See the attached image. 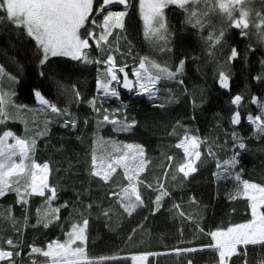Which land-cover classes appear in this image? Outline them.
Instances as JSON below:
<instances>
[{"label":"trees","instance_id":"trees-1","mask_svg":"<svg viewBox=\"0 0 264 264\" xmlns=\"http://www.w3.org/2000/svg\"><path fill=\"white\" fill-rule=\"evenodd\" d=\"M100 2L101 0H96L94 7H98ZM129 2L125 28L118 31L122 37L117 45L120 52L114 53L119 65L123 66L126 63L132 66L138 63L139 57L147 56L162 66L166 65L175 70L180 61L178 51L189 52L185 58L183 76L179 77L184 80V85L175 81H164L159 95L151 100L145 96L124 94L119 86L117 87L120 99H105L98 96L96 79L103 66L95 61L104 54L95 46L88 50V59L92 61L91 63L83 64L67 58H53L43 69L45 77L41 79L38 75L40 54L35 42L27 37L23 30L14 29L6 21L0 23V65L5 67L6 72L17 76L19 81L15 85L8 81L7 85V77L0 76V92H15L11 97L12 102L6 105L10 119L0 125V134L4 130H11L23 137L26 129H32L37 124L44 125L48 117L38 111L33 90L41 91L59 108H67L77 121L75 128H65L62 126V119L59 122L53 119V122L48 124V135L37 139L34 154L38 163L47 161L52 168L49 182L59 190L58 199L53 202V206L59 207L65 202L68 204L67 208H61L60 219L49 223L47 228L43 223L37 224V209L42 213L46 205L42 197L32 196L29 198L28 223L25 225L24 213L16 204V194L8 193L0 198V240L12 238L14 241H20L21 248L17 250L21 251L22 256L17 260L23 259L24 264H28V245L45 248L52 240L62 241L66 238L65 233L72 223H82L83 219L87 218L103 226L109 236H114L129 217L140 209L138 207L128 215L116 198L108 196L109 191L117 190L118 186L127 183L121 169H117V173L108 184L90 175L92 149L97 148V155L112 151L110 144L94 143L98 137L103 138L105 142L111 140L119 144L142 145L148 161L146 171L141 174L145 184L156 185L157 178L163 175V168L168 167L167 157L174 158L169 175L164 181L171 195L165 198L163 207L153 214V202L157 192L143 184L140 186L143 201L151 202L153 210L124 241L115 255L120 259L106 261L104 264H134L131 257L137 254H155L149 255L145 264H187L188 259L193 260L194 264H215L216 254L213 251L206 250L186 256L172 253L171 248L163 243L166 239L165 229L175 221L180 224L192 222L204 231L198 230L191 241L180 247H201L210 243L207 232L250 219L248 201L230 197L238 195L239 185L235 180L237 172L244 180L264 183V136L255 135L254 127L246 120L235 128L230 124L229 118L234 111L230 100L236 94H242L248 101L242 108V115H247L248 112L256 114L259 111L257 106L250 103V98L253 95L264 98V80L254 79L264 72V65L261 64L264 60V44L257 42L254 29L253 35L247 39H241L238 30L227 29L223 51L226 53L229 46H236L241 55L229 66L231 90H224L217 83L216 64L208 55L211 42H206L209 33L214 29L227 27L221 23L219 16H212L211 26L200 30L186 25L184 12L177 7H171L166 19L169 30L175 34L170 44L173 51L159 52L143 35L138 0ZM248 7L264 10V4H261L260 0H253ZM115 35L114 33L113 37H109V40L114 41ZM250 44L255 49L254 52L248 51ZM212 50L219 57L221 46ZM127 70L132 77L131 68ZM54 80H59L69 88L76 85L81 93L82 102L76 103L69 96L61 94ZM185 88L189 92L193 89L199 90L195 95V106L191 103L193 97L185 93ZM93 96H97V106L108 109L109 114L120 108L119 118L123 120L126 116L129 122L135 120L136 126L130 132L117 131L111 124H101L98 127L97 122L102 120V116H98L88 104V100ZM161 103L166 106L164 108L154 106ZM17 105H26L27 109H19ZM186 131L205 141L200 147L204 154L203 162H198L197 173L189 178H184L182 173H176V166L184 161L183 150L178 149L176 144ZM233 131L243 137L247 150L241 152L238 157L239 164L231 176L216 180L213 177V172L216 171L215 160L206 154L210 149L218 160L223 161L231 157ZM193 196L195 203L191 200ZM174 204L180 205V210L185 216L181 217L178 214L173 207ZM88 205L92 207L89 208ZM9 207L16 221L15 226L7 219ZM105 210L109 212L108 217L103 215ZM189 216L191 220L188 219ZM17 227L20 228L19 233L16 231ZM98 241L99 237H95L91 243L95 244ZM259 252V249H249L253 264ZM37 260L38 264H44L42 258L37 257ZM234 260L235 264H240V258Z\"/></svg>","mask_w":264,"mask_h":264},{"label":"snow or ice","instance_id":"snow-or-ice-1","mask_svg":"<svg viewBox=\"0 0 264 264\" xmlns=\"http://www.w3.org/2000/svg\"><path fill=\"white\" fill-rule=\"evenodd\" d=\"M95 2L96 0H0V23L6 21L14 29L23 30L24 34L35 42L40 54L38 75L41 79L45 77L43 69L52 62L53 58H67L83 64L91 63L92 61L88 59V50L95 46L104 54L102 58L95 61L103 66V70L96 79V93L100 97L120 99V91L117 87L119 86L136 96H145L151 100L159 95L164 81H175L184 85V80L179 77L183 76L185 59H180L175 70L166 65L162 66L147 56L139 57L138 63L132 66L126 63L123 66L119 65L114 53L120 52L117 45L122 37L116 30H124L130 2L129 0H101L99 6L94 7ZM252 2L253 0H138V12L145 39L159 52L173 51L170 44L175 34L169 30L166 19V9L170 6L181 9L185 14V24L195 29L203 30L211 26L212 16H219L221 23L227 27L214 29L209 33L206 42H211L208 55L216 64L217 83L222 89L230 91L229 66L240 57L241 53L236 46H229L226 53L223 51L227 29L238 30L241 39H247L253 35L252 30L254 29L257 42L264 44V10H254L248 7ZM260 2L264 4V0ZM113 5L122 6L123 10H109ZM96 17H102V19L98 21ZM114 32H116L114 41H110L109 37H113ZM217 46H221L219 57L212 50ZM248 51H255L251 44L248 46ZM128 52L130 54L131 49ZM261 64L264 65V60ZM129 68H131L132 78L129 77L127 70ZM52 75L55 76V74ZM0 76H6L12 85L19 83L17 76L6 72L3 65H0ZM254 79L264 80V72ZM54 83L61 94L69 96L76 103L82 102L81 93L76 85L69 88L59 80H54ZM198 91V89H193L189 92L185 88V93L193 97L191 101L193 106L196 104L195 95ZM14 95L15 92H0V125L7 123L10 119L6 105L12 102L11 97ZM33 96L38 103V111L48 118L45 119L43 126L37 124L32 129H26L23 137L11 130H4L0 134V198L8 193H15L16 204L22 209L24 223L27 225L29 198L42 197L46 209L42 213L40 209H37L36 223H43L47 228L49 223L60 219L61 208H67L68 204L65 202L59 207L53 206V202L58 199L59 190L49 182L52 171L49 162L38 163L34 158L37 139L48 135V124L53 122V119L56 122L62 119V126L65 128H75L77 121L67 108H59L41 91L33 90ZM246 102L248 101L242 94L232 97L230 104L234 111L229 118L230 124L235 128L246 120L254 127L255 135L264 136V98L251 96L250 103L259 109L256 114L248 112L247 115H242V108ZM97 103V96L88 100L94 112L102 116V120L97 122L98 127L101 124H111L117 131L130 132L136 126L135 120L129 122L126 116L123 120L119 118L120 108L109 114L108 109L97 106ZM154 106L164 108L166 105L161 103ZM16 107L27 109L26 105ZM231 138L233 154L228 159L223 161L216 159L215 153L210 149L206 154L215 160L216 171L213 172V177L216 180L227 179L231 176L239 164L238 157L241 152L247 150L240 134L233 131ZM94 143L110 144L112 151L97 155V148L92 149L90 175L108 184L117 173V169H121L123 178L127 181L125 185L118 186L117 190L109 191V198H116L120 207L131 215L138 207L144 205L140 192V186L143 184L157 192L153 202V214L163 207V201L171 195L164 181L169 175L173 157H167L168 167L163 168V175L157 178L156 185L145 184L141 179V174L146 171L148 161L142 145L119 144L111 140L105 142L101 137H98ZM203 143L205 141L199 136L190 135L187 131L179 139L176 147L183 150L184 161L176 166L177 174L182 173L184 178H189L197 173L198 162H203L204 154L200 151ZM235 180L239 185L238 195L231 196L230 199H246L250 219L225 227H217L207 232L210 238V243L207 245L178 247L173 249L172 253L177 256H186L208 250L216 254L215 264H235L234 258H240V264H253L249 255V249L252 248L260 250L255 258V264H264V183L244 180L239 172L235 174ZM191 200L195 203L194 196ZM88 207L91 208L92 205ZM173 207L181 217L185 216L179 204H174ZM103 215L108 217L109 212L105 210ZM7 219L15 226L16 221L11 207L8 209ZM188 219L191 220V217L189 216ZM88 225L87 218H84L82 223H72L65 233L64 240H52L45 248L28 245V264H38L37 257L42 258L44 264H104L106 261L120 259L116 256H103L98 259L88 256L86 251ZM16 231L19 233L20 228L17 227ZM199 231L204 230L199 229ZM20 248V241H14L12 238L0 240V264H5V262L6 264H24L23 259L17 260L22 256L21 251L17 250ZM149 255L155 254L133 255L131 260L135 264H142ZM187 264H194V262L188 259Z\"/></svg>","mask_w":264,"mask_h":264},{"label":"rangeland","instance_id":"rangeland-1","mask_svg":"<svg viewBox=\"0 0 264 264\" xmlns=\"http://www.w3.org/2000/svg\"><path fill=\"white\" fill-rule=\"evenodd\" d=\"M131 1V0H130ZM175 7V6H170ZM169 9H166V16ZM119 11V10H112ZM102 17H99L98 21L101 20ZM117 32L119 30H116ZM116 34V32H114ZM186 50L178 51V58L185 59L188 56ZM193 53V52H192ZM8 79H6V83L8 85ZM202 140V139H201ZM11 142V141H10ZM203 145V144H202ZM153 210V204L149 201H144V205L138 209L136 213L131 215L128 221L122 226L121 230L117 232L114 236H109L103 226H99L97 223L89 220V225L87 229V242H86V251L90 258L98 259L103 256H115L117 255L120 247L124 243V241L129 237L131 232L138 227L142 221L145 219L146 215ZM196 227L192 224V222H188L186 224H180L175 221L171 223L165 229V235L163 240L164 245L168 248H171V252L175 248H182V244L191 241L196 234ZM95 237H99V241L95 244H92V240ZM140 255V254H137ZM146 261V260H145ZM145 261L142 264H145ZM135 264V262H134Z\"/></svg>","mask_w":264,"mask_h":264},{"label":"water","instance_id":"water-1","mask_svg":"<svg viewBox=\"0 0 264 264\" xmlns=\"http://www.w3.org/2000/svg\"><path fill=\"white\" fill-rule=\"evenodd\" d=\"M111 9H119V10H123L122 6H119V5H113V6H110L109 10H111ZM129 77H130V76H129ZM130 78H132V77H130ZM119 89H120V91H121L122 93H124V94H127V95L132 94V93L128 92L127 90H124V89H122V88H120V87H119Z\"/></svg>","mask_w":264,"mask_h":264},{"label":"crops","instance_id":"crops-1","mask_svg":"<svg viewBox=\"0 0 264 264\" xmlns=\"http://www.w3.org/2000/svg\"><path fill=\"white\" fill-rule=\"evenodd\" d=\"M193 225H194V227H196V231H198L199 230V228L197 227V225L196 224H194V223H192Z\"/></svg>","mask_w":264,"mask_h":264}]
</instances>
